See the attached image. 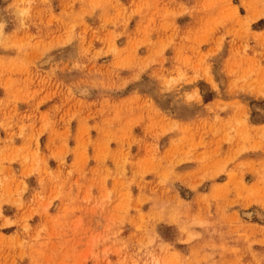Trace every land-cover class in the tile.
Wrapping results in <instances>:
<instances>
[{"label":"rangeland","instance_id":"obj_1","mask_svg":"<svg viewBox=\"0 0 264 264\" xmlns=\"http://www.w3.org/2000/svg\"><path fill=\"white\" fill-rule=\"evenodd\" d=\"M0 264H264V0H0Z\"/></svg>","mask_w":264,"mask_h":264}]
</instances>
